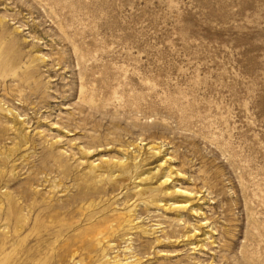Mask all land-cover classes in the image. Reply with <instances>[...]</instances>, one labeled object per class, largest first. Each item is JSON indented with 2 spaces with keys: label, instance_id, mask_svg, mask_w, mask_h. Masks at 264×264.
I'll return each mask as SVG.
<instances>
[{
  "label": "rangeland",
  "instance_id": "obj_1",
  "mask_svg": "<svg viewBox=\"0 0 264 264\" xmlns=\"http://www.w3.org/2000/svg\"><path fill=\"white\" fill-rule=\"evenodd\" d=\"M4 259L264 264V0H0Z\"/></svg>",
  "mask_w": 264,
  "mask_h": 264
},
{
  "label": "bare ground",
  "instance_id": "obj_2",
  "mask_svg": "<svg viewBox=\"0 0 264 264\" xmlns=\"http://www.w3.org/2000/svg\"><path fill=\"white\" fill-rule=\"evenodd\" d=\"M166 182L167 181L163 182V184H165ZM20 230H22V228ZM79 236H81V234H79ZM7 242H8L7 241V237L5 236V238L3 239V244L5 245ZM5 259H7V258H5ZM5 259L3 261H1V264H3V262L5 261Z\"/></svg>",
  "mask_w": 264,
  "mask_h": 264
}]
</instances>
